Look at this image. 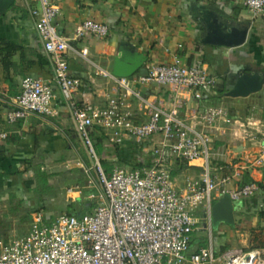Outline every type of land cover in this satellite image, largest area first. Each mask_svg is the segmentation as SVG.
<instances>
[{"label": "crops", "instance_id": "1", "mask_svg": "<svg viewBox=\"0 0 264 264\" xmlns=\"http://www.w3.org/2000/svg\"><path fill=\"white\" fill-rule=\"evenodd\" d=\"M53 1L59 8L58 31L71 40L74 29L83 21L93 20L109 26L107 39L91 37L71 41L72 50L68 54L71 75L83 83L82 92L90 102L100 103L104 101L102 94L112 92L115 83L105 75H113L114 62L119 55L132 53L147 60L136 76L144 75L148 64H172L175 57H179L183 64L217 78L215 93L205 96L201 103L202 109L222 108L227 114L212 130L210 162L212 158L213 172L220 178L230 177L231 189L252 182L264 187V168L249 164L264 140V88L248 98L225 96L238 74L258 73L264 76V13L254 17L246 9L245 0ZM34 8L37 9L38 5L32 1L16 0L0 16V126L10 132L8 141L0 143V242L12 240V232L17 231L20 225H31L35 213H42L53 220L59 215L69 214L68 207L85 203L91 193L99 192L98 189H86L81 193H70L69 190L80 186L75 182H65V178H72L71 173L67 172L65 177L51 175L63 172L61 170L75 163L82 171L78 175L86 177L88 185L91 162L87 154L88 161L81 154L83 145L69 109L54 83L53 66L31 15ZM209 12L230 25L249 26L247 43L237 49L203 44V19ZM83 51L87 52L85 56ZM28 77L41 79L52 86L58 96L55 107L59 115L53 118L32 117L8 125L7 115L15 109L23 80ZM137 89L145 101L163 100L167 108L171 107L166 89L154 86ZM138 103L133 102L136 120L146 121V107ZM95 141L100 155L105 157V169L111 171L114 168L132 169L120 164L117 150L130 157H139V163L151 166L153 150L160 139L157 138L154 144L147 142L141 148L133 146L135 148L131 149L124 147L130 141L136 143L130 139L121 146H114L99 135ZM149 150L151 158L145 163L140 158ZM183 163L179 160L172 163V170L179 171L174 177L178 189H183L187 180H200L202 174V161ZM258 197L260 206L255 211H264V193ZM97 205L89 200L84 208L85 214L91 213ZM65 210L68 213H63ZM253 217L254 225L261 217ZM220 234L224 235L226 231L223 229ZM254 249L264 248L249 250ZM228 251L237 250L229 247Z\"/></svg>", "mask_w": 264, "mask_h": 264}, {"label": "built area", "instance_id": "2", "mask_svg": "<svg viewBox=\"0 0 264 264\" xmlns=\"http://www.w3.org/2000/svg\"><path fill=\"white\" fill-rule=\"evenodd\" d=\"M25 1L38 5L31 15L39 39L53 66L58 93L91 162L87 187L77 186L69 192L98 189L97 194L88 196L98 205L80 218L62 214L49 220L35 213L27 236L0 242V264H264V249L217 255L210 244L191 251L195 233L201 227L212 230L217 200L229 195L238 203L260 191L255 182L231 189L230 177L220 178L213 172L212 130L227 114L222 108L202 109L201 103L215 93L217 78L175 57L172 64H148L144 75L130 79L106 74L115 86L110 94H102L104 101L92 103L82 92L83 83L71 75L68 54L71 41L107 39L109 26L83 21L71 40L58 31L59 8L53 0ZM244 5L254 17L264 13V0H245ZM152 86L168 91L170 108L163 100L142 98L137 87ZM57 100L50 84L28 77L23 80L15 109L7 115V124L57 117ZM135 101L146 107V121L136 120ZM97 135L114 146L123 145L126 139L154 144L159 138L160 142L155 144L151 166L107 171L94 142ZM9 137L10 132L0 126V143ZM173 160L188 164L202 161L201 179L187 180L184 188L178 189L172 177ZM249 164L264 168V140Z\"/></svg>", "mask_w": 264, "mask_h": 264}, {"label": "water", "instance_id": "3", "mask_svg": "<svg viewBox=\"0 0 264 264\" xmlns=\"http://www.w3.org/2000/svg\"><path fill=\"white\" fill-rule=\"evenodd\" d=\"M16 0H0V16L4 15ZM205 38L203 44L213 47L237 49L243 47L249 37L250 28L246 25H230L213 12L203 19ZM147 60L132 53L119 55L114 62L113 76L120 79H130L136 76L145 66ZM264 88V76L258 73H240L225 96L231 99L248 98L260 93ZM214 224L226 223L235 225V205L229 195H225L212 209Z\"/></svg>", "mask_w": 264, "mask_h": 264}, {"label": "rangeland", "instance_id": "4", "mask_svg": "<svg viewBox=\"0 0 264 264\" xmlns=\"http://www.w3.org/2000/svg\"><path fill=\"white\" fill-rule=\"evenodd\" d=\"M95 145H96V149H97V142L95 141ZM134 142V141H133ZM130 144L131 141H130ZM140 144V143H139ZM134 145V144H133ZM133 145H131L132 148ZM137 147H143V143H141V145H135ZM125 148H128L129 145L124 146ZM82 156L87 160L88 158L86 157V153L83 147H81L80 149ZM98 151V149H97ZM151 150H149L147 152V154H145L143 157L140 158L141 161L147 163V161L151 158ZM99 153V151H98ZM100 155V153H99ZM100 158L104 164L105 161V157L103 155H100ZM132 159L135 160V162H139V157H132ZM88 161V160H87ZM212 158H211V163H212ZM185 164V163H183ZM212 166V164H211ZM69 167V168H68ZM105 168V166H104ZM176 170V169H175ZM63 172H53L52 177H65L66 173H71L73 176H71V179H66L65 178V182L67 183H77L80 184V186H86L87 185V180L84 178V176H80L78 175L79 173H81L82 171L80 170V168H78L77 164L72 163L69 164V166H67L66 168H64V170H61ZM40 177V176H39ZM43 187V186H42ZM86 191V190H84ZM93 191V190H92ZM218 192L216 191L214 193V198H217ZM86 203H89V200H86L85 203H78L76 205V210H77V217H82L83 215H85V211L84 208L86 207ZM216 204V203H215ZM214 204V205H215ZM203 209V208H201ZM200 209V210H201ZM62 213V212H61ZM63 213H68L67 210L63 211ZM253 216H248V215H243V216H238L237 218H235V225L234 226H229L226 223H218V224H214L213 223V228L212 230H208V231H204L203 229H205V227H201V230L199 232L195 233V239H203L205 242L206 240L208 241V245L213 244L216 246V250L217 247L220 245V243L225 239L221 237L220 232H222V230L224 229L226 231V245H228L229 247H232V249H236V250H244V249H252V248H264V217L259 219V222L254 223V225L252 224L253 222ZM32 224V222H31ZM30 229H31V225L28 223H25L23 225L19 226V229H17V231L12 232V236L10 237L11 239L13 238H21L24 236H27L30 233ZM200 247L199 244H197L193 249L192 252H195L196 249H198ZM217 253V252H216ZM217 255H219V253H217Z\"/></svg>", "mask_w": 264, "mask_h": 264}, {"label": "trees", "instance_id": "5", "mask_svg": "<svg viewBox=\"0 0 264 264\" xmlns=\"http://www.w3.org/2000/svg\"><path fill=\"white\" fill-rule=\"evenodd\" d=\"M133 144L135 145V143H132V144L129 143L128 149H131V145H133ZM128 149H127V152H128ZM117 152H118L117 155L119 158V162L121 165L131 167L133 170H137V169H141L143 167H149L150 166V165H143L139 162H135V160L132 159V156L130 157L129 154H127L125 152L121 153L120 150H117ZM133 157H134V155H133ZM103 166H106V165L103 164ZM178 172L179 171H173L172 170V177L174 178L178 174ZM262 193H264V187H263V185L260 184V191L253 198L246 199V200H243L241 202L235 203V218H237L238 216H243V215H248V216L259 215L261 218H263L264 217V211H262V210L257 211V212L255 211L260 206V201L258 200L259 199L258 196L261 195ZM87 194L88 193H84V195H87ZM68 210H69L70 215L74 216L77 214L76 205H72V206L68 207ZM226 236H227L226 234L221 235V237L225 238V239L217 247V250L215 248V251L219 254L227 252L229 249V246L226 245ZM195 238L196 237H193V241L191 244V251L197 244L200 245V248H205L208 246L207 240L205 242L203 239L197 240ZM213 244H214V242H213ZM214 247H216V246L214 245ZM196 251H198V250H196Z\"/></svg>", "mask_w": 264, "mask_h": 264}]
</instances>
